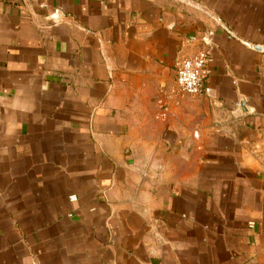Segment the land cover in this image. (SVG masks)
<instances>
[{
	"label": "crops",
	"instance_id": "0c3cea01",
	"mask_svg": "<svg viewBox=\"0 0 264 264\" xmlns=\"http://www.w3.org/2000/svg\"><path fill=\"white\" fill-rule=\"evenodd\" d=\"M0 264H264V0H0Z\"/></svg>",
	"mask_w": 264,
	"mask_h": 264
},
{
	"label": "built area",
	"instance_id": "2783aa9c",
	"mask_svg": "<svg viewBox=\"0 0 264 264\" xmlns=\"http://www.w3.org/2000/svg\"><path fill=\"white\" fill-rule=\"evenodd\" d=\"M51 17L57 19L56 12ZM187 41L189 43L198 41L200 47L191 54L181 56L176 61L175 78L172 86L169 88L159 87L155 100L162 113L169 111L171 104L179 97H194L208 92L204 84V78L210 60L211 38L209 34L202 37L192 35L187 38ZM68 199L74 201L76 196L69 195Z\"/></svg>",
	"mask_w": 264,
	"mask_h": 264
}]
</instances>
